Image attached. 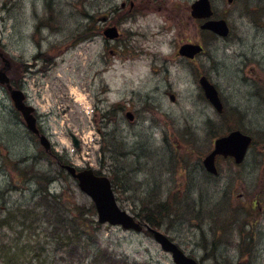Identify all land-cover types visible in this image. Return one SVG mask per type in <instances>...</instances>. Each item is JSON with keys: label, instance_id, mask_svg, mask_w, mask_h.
I'll return each instance as SVG.
<instances>
[{"label": "rangeland", "instance_id": "1", "mask_svg": "<svg viewBox=\"0 0 264 264\" xmlns=\"http://www.w3.org/2000/svg\"><path fill=\"white\" fill-rule=\"evenodd\" d=\"M120 1L0 0V71L24 92L52 145V154L46 153L28 133L0 85V220L6 210H25L30 220H38L32 227L50 238V228L41 225L46 220L40 187L61 196L67 216L79 208L87 212L90 199L65 171L59 174L56 156H63L76 168L108 177L121 210L143 223L150 215L155 228L201 264H264V216L250 233L251 212L245 199H238L240 190L198 185L197 152H189L183 142L203 110L198 74L228 101L249 100L247 88L253 83L247 79L241 85L249 68L264 86V0H233L230 6L227 0H210L218 13L227 12L233 28L225 42L196 33L189 11L194 0H166L171 13L139 7L122 27L127 47L111 56L98 40H86L85 26L90 12L100 15ZM189 38L205 46L192 68L168 61L160 69L158 59L169 60L177 44ZM24 63L30 71H24ZM148 64L158 70L150 71ZM126 111L134 114L132 123ZM190 122L193 127L184 130ZM193 131L199 149L202 131ZM47 171L42 185L31 179ZM85 216L96 221V215ZM13 230L0 227V252L14 245ZM147 233L146 228L134 233L98 224L83 245L62 249L53 242L33 263L174 264Z\"/></svg>", "mask_w": 264, "mask_h": 264}, {"label": "flooded vegetation", "instance_id": "2", "mask_svg": "<svg viewBox=\"0 0 264 264\" xmlns=\"http://www.w3.org/2000/svg\"><path fill=\"white\" fill-rule=\"evenodd\" d=\"M136 1L137 0H122L117 6H107L104 12L100 15L90 12V14L87 15V26H85V35H87L85 36L86 40H98L101 42L103 48H108V54L111 56H119L121 54L120 50L127 47L125 44L126 42H124L125 30L122 27L132 15L137 13V8L141 7L145 11L157 7L159 10L164 9L169 13L172 12V7H169L166 4V0H144L140 3V6L135 4ZM231 3H233V0ZM175 9L179 8L177 7ZM225 14H227L225 10H222V13H218L212 7V16L210 19L225 21L228 29L226 36L221 37L209 30L202 29L201 26L207 20L195 19L192 17L191 19L196 28V33L201 34V38L207 36L218 42L228 41L233 35V28L228 23ZM169 19H172V16H170ZM37 30V28L33 30L31 34L33 38H35ZM110 30L115 32L114 37H112L111 32H109ZM39 31H41L40 28ZM203 42L204 41L198 38L197 40L189 38L181 41L177 44L178 46L169 60L158 59L160 61V69L166 67L168 61H177L183 70L189 67L192 68V65L195 64L205 53ZM184 45L199 46L201 50L192 57L181 55L179 51ZM115 48H118V50H115ZM150 59H153L154 64L155 58L150 56ZM153 64H148L150 71L158 70ZM25 65L27 66V64ZM13 66L14 65L10 64L8 70L11 71ZM26 70H30V68L27 67ZM247 70H249L248 77L244 75L243 80L245 84L241 85L242 87H245L247 85L245 80L247 79L253 83L248 85L250 90L247 88L249 100L237 101L226 100L218 87L208 77L203 73L198 74L197 85L200 89L201 97L204 100L202 107L203 110H201L200 115V124L198 123L195 128H192L193 124L190 122L185 125L186 127L184 130L192 128L196 131L199 129L200 132L202 131L203 138L200 140V144H198V149L196 143L197 138L191 136L196 132L189 130L190 134H183V142L185 141L186 145L188 144V147H185L186 145L184 147L185 149L187 148L189 152H197L194 170H196L197 173H200L202 178L200 183L198 181V185H205V187L215 189L230 188L240 190L237 197L238 199H245V203L251 212V214L249 213L250 221L249 223L247 222V227L249 232L254 234L258 220L262 215L264 216V214H262L264 213V86L260 87V85L257 84L258 82L256 80L262 78L254 73L253 68ZM240 71L242 72V70ZM253 74L254 77L252 78L251 75ZM203 77L214 86L218 94L220 101L219 110L207 100L204 95V91L200 85V79ZM9 85L15 87V84L11 80H9ZM171 96H173V99H171ZM168 98L171 102H175V96L173 94H168ZM125 117L130 123L134 120V114L130 111L125 112ZM231 135L237 138V140L234 141V144L224 152L226 155L217 154L214 156L213 166H211V170H208L206 167V161L208 156L215 150L216 141L225 139ZM240 140H242L243 143H241ZM245 143L246 145H244ZM138 220L141 222L140 219ZM141 223L146 224L145 222ZM149 226L152 229L158 230L155 228L154 224L153 226L149 224ZM168 238L180 248L174 239L169 236ZM180 250L184 252L183 249L180 248ZM186 255L194 258L191 255ZM196 261L201 264L198 259H196Z\"/></svg>", "mask_w": 264, "mask_h": 264}, {"label": "water", "instance_id": "3", "mask_svg": "<svg viewBox=\"0 0 264 264\" xmlns=\"http://www.w3.org/2000/svg\"><path fill=\"white\" fill-rule=\"evenodd\" d=\"M227 2L231 3L232 0H227ZM190 14L195 19L207 20L201 26L202 29L209 30L221 37L227 35L228 29L224 20L210 19L212 16L210 0H196L190 7ZM109 32H111L112 37L115 36V32L112 30ZM200 50L199 46L184 45L180 48L179 52L181 55L192 57L194 54L200 52ZM0 83L8 84V80L3 71L0 72ZM200 85L207 100L219 110L220 101L214 86L204 77L200 79ZM8 90L14 109L21 115L27 131L31 134L38 135L39 130L36 126V118L33 115L34 108L25 104V96L21 90L12 89L10 86L8 87ZM171 99H173V96H171ZM236 140L237 138L231 135L225 139L216 141L215 150L208 156L206 161V167L208 170H211V166H213L214 156L217 154L226 155L224 152L232 146ZM73 141L74 144L77 145L76 139H73ZM240 142L243 143L242 140H240ZM39 144L44 150H50V142L44 135H39ZM244 145H246V143ZM64 169L70 177L76 181L79 191L90 198L95 208L97 222L99 224L120 226L123 230H131L134 232L141 231V225L126 211L121 210L118 207L111 184L106 177L95 175L90 169L77 170L69 165H65ZM149 230L152 233L154 241L160 246L161 250L171 255L174 264H197L194 259L184 255V253L165 235L153 229Z\"/></svg>", "mask_w": 264, "mask_h": 264}, {"label": "trees", "instance_id": "4", "mask_svg": "<svg viewBox=\"0 0 264 264\" xmlns=\"http://www.w3.org/2000/svg\"><path fill=\"white\" fill-rule=\"evenodd\" d=\"M24 67V65H23ZM57 166L59 168V174L64 172L62 166L69 164L63 156H56ZM52 172V170H51ZM49 171L43 174H33L32 178L36 183L46 182L45 176ZM41 179V180H38ZM39 207L44 215V221L41 225H47L50 228L51 236L49 238L45 231H38L35 226L38 220H30V215L25 210L15 209L6 210L7 212L1 216L0 227L1 228H13L15 234L14 245L11 248L1 250L0 252V264H21V259H26L23 264H34L33 259L38 260V257L45 253L46 247L53 242L63 247H72L74 245H83L85 238L91 236L92 232H96L98 223L94 220L91 222L86 218V214L90 213L92 217L95 216V210L92 204L87 208V212L84 208H79L75 215L68 214L63 204L60 202L61 196L48 194L45 191V187L39 188ZM146 222L153 226V218L147 215ZM86 221V222H84ZM90 224L93 226L90 229Z\"/></svg>", "mask_w": 264, "mask_h": 264}]
</instances>
